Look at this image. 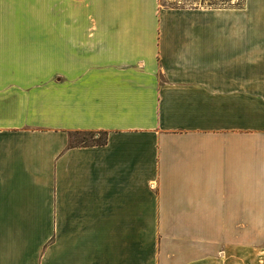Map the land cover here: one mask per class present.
I'll list each match as a JSON object with an SVG mask.
<instances>
[{
  "label": "crops",
  "instance_id": "1",
  "mask_svg": "<svg viewBox=\"0 0 264 264\" xmlns=\"http://www.w3.org/2000/svg\"><path fill=\"white\" fill-rule=\"evenodd\" d=\"M259 216L264 0H0V264H264Z\"/></svg>",
  "mask_w": 264,
  "mask_h": 264
},
{
  "label": "rangeland",
  "instance_id": "2",
  "mask_svg": "<svg viewBox=\"0 0 264 264\" xmlns=\"http://www.w3.org/2000/svg\"><path fill=\"white\" fill-rule=\"evenodd\" d=\"M244 0H161V3L165 6H183V7H195V6H240ZM104 139V134H96L93 132H82L74 134L73 142L77 143H91L100 142ZM227 222H236L237 216H223ZM245 222L255 221L257 222V216H244ZM259 222H262V216H259ZM252 219V220H251ZM228 238L240 237L239 234H258L259 232H240L229 231Z\"/></svg>",
  "mask_w": 264,
  "mask_h": 264
},
{
  "label": "trees",
  "instance_id": "3",
  "mask_svg": "<svg viewBox=\"0 0 264 264\" xmlns=\"http://www.w3.org/2000/svg\"><path fill=\"white\" fill-rule=\"evenodd\" d=\"M82 133V132H81ZM77 134V133H75ZM106 142V139L104 138L102 141H100V143H105ZM77 143V142H76ZM81 144V143H80Z\"/></svg>",
  "mask_w": 264,
  "mask_h": 264
}]
</instances>
